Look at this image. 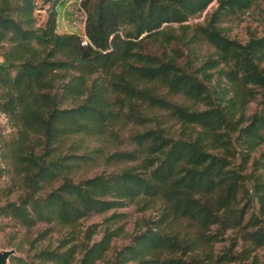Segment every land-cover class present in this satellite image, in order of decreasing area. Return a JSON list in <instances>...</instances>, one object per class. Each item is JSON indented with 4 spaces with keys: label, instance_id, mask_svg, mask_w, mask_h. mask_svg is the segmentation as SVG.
I'll use <instances>...</instances> for the list:
<instances>
[{
    "label": "rangeland",
    "instance_id": "rangeland-1",
    "mask_svg": "<svg viewBox=\"0 0 264 264\" xmlns=\"http://www.w3.org/2000/svg\"><path fill=\"white\" fill-rule=\"evenodd\" d=\"M79 1L69 0L59 8L60 33H84L86 15L78 10ZM14 3L0 0V10ZM153 10L161 27L139 39L149 40L125 57L113 76L114 85L79 78L80 94H69L75 81L56 65L21 108L24 135L19 144L15 143L19 130L0 110V149L11 171L0 182V202L20 201L24 206L32 202L39 209L25 216L14 207L0 216V251L14 249L10 261L20 257L19 264H84L95 243L110 234L109 249L95 264H114L126 246L136 244L155 225L162 204L139 197L124 208L105 212L99 203L93 204L91 194L103 198L123 193L116 178L149 173L148 165L169 150V139L184 130L194 140L202 138L204 153L188 149L191 159L181 165V175H195L191 170L205 159V167L216 163L213 181L200 184L203 190L194 194L186 215L169 231L177 237L178 249L166 250L160 258L127 255L121 261L264 264V0H153ZM35 15L42 25L48 12L38 9ZM169 27L181 38L185 54L191 52L198 62H218L216 67L205 65L202 76L230 123L216 124L218 116H213L211 134L186 124L178 112V107L201 112L207 106L195 96L165 88L158 77L136 81L137 90L148 93L145 103L121 90L129 69L159 67L179 57L180 48L172 38L161 36ZM5 49L0 48V65L7 59L19 61L18 48ZM51 50L43 55L59 63L61 58L52 56ZM16 73L13 69V79ZM8 91L19 89L12 83L5 88L0 84V95ZM99 92L106 96L100 98ZM62 198L90 209V216L65 222L63 213L56 214ZM39 211L46 220L38 218Z\"/></svg>",
    "mask_w": 264,
    "mask_h": 264
},
{
    "label": "trees",
    "instance_id": "trees-1",
    "mask_svg": "<svg viewBox=\"0 0 264 264\" xmlns=\"http://www.w3.org/2000/svg\"><path fill=\"white\" fill-rule=\"evenodd\" d=\"M67 2L69 0H15L13 5H7L0 10V48L7 50L8 46H15L22 52L19 61L8 63L7 59L0 68L1 87L5 88L12 83L13 87L19 89V92L8 91L0 95V110L8 116L13 127L19 130L16 144L21 142L24 135L21 108L36 88L56 69V65L59 64L68 71L71 74L70 79L75 81L69 94H80L76 82L79 78L94 85L112 86L115 84L113 76L119 71L125 57L132 49L149 40L140 42L139 39L148 31L157 32L163 23L154 15L153 0H80L78 10L86 15L84 33H60L59 8L66 7ZM43 8L47 10L48 15L46 21L39 25L35 11ZM175 31L173 27H169L163 30L161 36L172 38L170 40L180 48L179 57L159 67L129 69L120 84L121 90L128 96L137 97L140 104L145 103L149 98L148 93L145 90H137L135 83L138 79L153 80L158 77L165 88L195 96L207 109L190 112L178 107V112L180 110L179 114L186 124L198 125L205 135H208L211 134L213 116H218V119H215L216 124L230 123L228 113L212 96L211 89L202 76L205 65L216 67L218 62L213 59L198 62L191 52L185 54L182 40ZM47 49H52V56H59L61 61H50L43 55V51ZM13 69L17 70L14 79L11 77ZM105 94L99 92L98 96L104 98ZM153 99L157 100L155 97ZM169 142L170 148L163 157L148 165L149 173H124L120 178H116L123 193L104 195L103 198L91 194L93 204L99 203L101 210L105 212L124 208L139 197L160 201L162 204V211L155 225L145 231L136 244L126 246L114 264H123L121 259L127 255H134L136 258L142 254L158 255L160 258L163 257L164 251L178 249L179 241L169 231L186 215V210L194 200V194L203 190L200 184L207 185V182L213 181L216 163L210 162L205 167V159H200L197 162L198 167L191 170L195 175L191 172L181 175L183 171H179L181 165L191 159L190 155H187L188 149L196 148L198 155L204 153L200 136L194 140L182 130L178 137L169 139ZM155 164L157 166L151 171ZM10 174L6 154L0 149V182ZM101 190L105 192L104 188ZM83 200L90 204L87 197ZM61 203L62 207L58 208L56 214L63 213L65 222L71 223L90 216V209L71 204L64 198ZM14 207H20L22 211L19 214L25 216H30L31 211L39 210L32 202L27 206L20 201L4 204L0 202V216L5 217ZM120 215L121 213H114L113 216ZM38 218L47 219L40 211ZM111 240L110 234L104 235L87 253L83 263L95 264L109 249ZM21 261L20 257H15L10 264H19ZM148 262L158 264L159 259Z\"/></svg>",
    "mask_w": 264,
    "mask_h": 264
},
{
    "label": "water",
    "instance_id": "water-1",
    "mask_svg": "<svg viewBox=\"0 0 264 264\" xmlns=\"http://www.w3.org/2000/svg\"><path fill=\"white\" fill-rule=\"evenodd\" d=\"M2 66L3 65H0V68ZM14 254H15L14 249L0 251V264H9L10 258Z\"/></svg>",
    "mask_w": 264,
    "mask_h": 264
},
{
    "label": "built area",
    "instance_id": "built-area-1",
    "mask_svg": "<svg viewBox=\"0 0 264 264\" xmlns=\"http://www.w3.org/2000/svg\"><path fill=\"white\" fill-rule=\"evenodd\" d=\"M75 23H76V21H75Z\"/></svg>",
    "mask_w": 264,
    "mask_h": 264
}]
</instances>
